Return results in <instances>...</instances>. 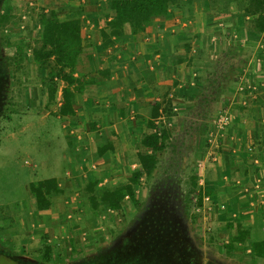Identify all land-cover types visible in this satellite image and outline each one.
<instances>
[{"label":"crops","instance_id":"0c3cea01","mask_svg":"<svg viewBox=\"0 0 264 264\" xmlns=\"http://www.w3.org/2000/svg\"><path fill=\"white\" fill-rule=\"evenodd\" d=\"M39 1L42 17L52 12L59 20H79L84 59L74 75L104 73L85 91L75 93L74 114L61 116L58 108L53 110L61 132L51 135L50 142L59 149L60 165L49 164L51 172L42 169L30 182L53 177L62 190L50 194L51 206L43 210L28 190L20 204L18 230L13 229L10 238L39 245L47 233L60 247L79 232V224L96 226L89 215L80 220V212L93 209L85 181L93 178L95 189L109 190L127 182L140 167L137 153L149 152L141 138L149 129L151 103L170 89L181 91L197 82V94L216 97L212 101L224 106L218 115L228 116L226 127L214 136L217 142L211 139L194 169L198 184L212 192L205 196L216 211L210 215L220 223L225 218L243 225L249 236L263 239L264 26H255L258 12L253 11L252 0H171L167 11L144 30L113 36L107 45L100 29L115 18L112 0ZM60 83L57 99L62 98ZM243 83L251 88L240 90ZM126 197L119 209L100 201L97 208L125 213L130 208ZM63 211L73 212L75 225L68 233L58 227Z\"/></svg>","mask_w":264,"mask_h":264},{"label":"rangeland","instance_id":"374dc122","mask_svg":"<svg viewBox=\"0 0 264 264\" xmlns=\"http://www.w3.org/2000/svg\"><path fill=\"white\" fill-rule=\"evenodd\" d=\"M40 3L0 0V264H264V254L256 255L251 246L264 237L247 235L230 243V220L212 219L214 204L205 200L212 192L202 188L194 174L224 107L212 101L216 97L198 95L197 82L181 91L170 89L151 103L159 107L156 128L168 131L169 137L156 153L151 175H143L135 185L137 202L131 204L126 197L130 208L125 213L105 206L80 212V220L89 215L97 225L76 219L82 228L60 247L47 233L39 245L10 238L13 229L18 230L27 184L42 169L51 172L49 164L60 165L59 149L50 139L61 132L53 112L61 98L48 97L51 64H37L31 54L42 27ZM152 131L149 127L145 134ZM103 189L94 185V194L99 197ZM72 215L59 213L61 232L74 227Z\"/></svg>","mask_w":264,"mask_h":264},{"label":"trees","instance_id":"16d2710c","mask_svg":"<svg viewBox=\"0 0 264 264\" xmlns=\"http://www.w3.org/2000/svg\"><path fill=\"white\" fill-rule=\"evenodd\" d=\"M170 1L112 0L111 9L115 13V18L106 20L100 29L103 45L109 44L113 36L144 30L150 20L167 11ZM252 4L253 11L258 12L255 26L257 29H261L264 26V0H252ZM41 26L37 45L31 46L32 58L37 64H51L50 85L48 86L49 99L55 98L59 86L58 81L60 80L64 83L61 87L62 98L58 105L57 113L61 116L74 114L73 98L75 93L85 91L88 86L96 82L98 74L102 75L104 72L91 73L88 77L74 75L77 65L84 59L80 24L77 18L59 20L51 12L41 18ZM54 78L58 79V81H54ZM158 112V105H152L147 126L153 131L141 138V146L147 148L149 152L137 153L140 167L131 173L127 182L112 190L103 189L99 197L94 194L96 182L93 180L88 182L86 189L91 194L89 202L93 209L97 208L99 201L111 209H119L123 198L126 196L132 203L137 202L133 187L139 184L143 175H151L158 162L156 153L165 148L166 140L169 137L168 131H160L154 124L153 120L158 117ZM27 188L34 197L39 210L49 208L51 206L50 194L59 193L62 190L53 177L29 182ZM227 226L231 229L233 228L230 234V243L241 242L248 235V231L238 223L228 222ZM263 244V240L252 241L251 246L256 255L264 254ZM46 255H48V248ZM13 264L22 263L13 260Z\"/></svg>","mask_w":264,"mask_h":264},{"label":"built area","instance_id":"2783aa9c","mask_svg":"<svg viewBox=\"0 0 264 264\" xmlns=\"http://www.w3.org/2000/svg\"><path fill=\"white\" fill-rule=\"evenodd\" d=\"M264 38V37H263ZM263 50H262V49ZM261 51H262V54L264 56V45L261 44ZM240 90L244 91V90H248L251 88V86L247 83H243L240 85ZM228 124V116L226 114V112L224 113H219L217 119H216V123H215V126H216V129L211 133V137H214L215 134L217 135V133L223 131V129L226 127V125ZM209 138V141H211L212 138ZM206 199L205 200H208L207 197H205ZM205 205L202 206V208H204ZM200 208V207H199ZM197 208V209H199Z\"/></svg>","mask_w":264,"mask_h":264}]
</instances>
